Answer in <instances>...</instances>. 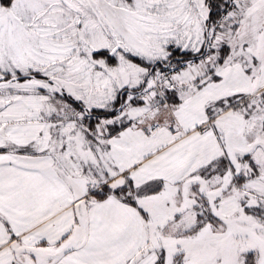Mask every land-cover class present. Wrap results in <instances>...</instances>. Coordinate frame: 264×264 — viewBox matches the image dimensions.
<instances>
[{"label":"snow or ice","instance_id":"6c2138e0","mask_svg":"<svg viewBox=\"0 0 264 264\" xmlns=\"http://www.w3.org/2000/svg\"><path fill=\"white\" fill-rule=\"evenodd\" d=\"M0 264H264V0H0Z\"/></svg>","mask_w":264,"mask_h":264}]
</instances>
